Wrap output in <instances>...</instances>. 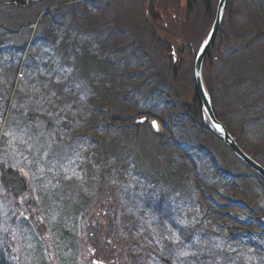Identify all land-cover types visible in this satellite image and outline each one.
I'll return each instance as SVG.
<instances>
[{"label": "rangeland", "instance_id": "374dc122", "mask_svg": "<svg viewBox=\"0 0 264 264\" xmlns=\"http://www.w3.org/2000/svg\"><path fill=\"white\" fill-rule=\"evenodd\" d=\"M29 1L0 0V264H264V181L195 77L219 0ZM227 5L202 84L263 168L264 0Z\"/></svg>", "mask_w": 264, "mask_h": 264}, {"label": "water", "instance_id": "95a60500", "mask_svg": "<svg viewBox=\"0 0 264 264\" xmlns=\"http://www.w3.org/2000/svg\"><path fill=\"white\" fill-rule=\"evenodd\" d=\"M226 1L227 0H221L218 6V10H217V14H216V20L214 22V25L207 37V47L204 48L203 50V54L201 55V52L199 51V54L197 56V60H196V68H195V73H199V76H196V79L199 83V90H200V94H201V98H202V104H203V111L205 114L206 119L208 120V123L212 129V131L220 138L222 139V141L232 150V152L238 157L240 158L242 161H244L248 166H250L251 168H253V170L263 179L264 181V168H262L261 166H259L257 163H255L254 161H252V159L250 157H248L245 153L242 152V150L238 147V145L236 144V142L234 141V139L231 137V135L227 132V129L225 128V126L219 122L217 120V118L215 117L211 105H210V100L209 98L206 96L205 91H204V86H203V80L201 77V69H202V63L204 61V58L208 52V49L210 47V44L212 42V40L214 39V37L216 36L219 28H220V24L222 22V18H223V12L225 9V5H226ZM222 9V12H221ZM205 40V41H206ZM204 41V42H205ZM203 42V44H204ZM202 44V45H203ZM201 49V48H200ZM219 125L223 130H218L216 125Z\"/></svg>", "mask_w": 264, "mask_h": 264}, {"label": "snow or ice", "instance_id": "6c2138e0", "mask_svg": "<svg viewBox=\"0 0 264 264\" xmlns=\"http://www.w3.org/2000/svg\"><path fill=\"white\" fill-rule=\"evenodd\" d=\"M221 12H222V9H221ZM207 43H208V41L206 40L204 42V44L201 46V49H200L201 55L203 54L204 48L207 47ZM61 71H67V72L70 73L72 71V69H61ZM195 75L199 76L200 74L199 73H195ZM44 86L47 87V85H44ZM77 87H79V85H77ZM52 95H55V93H52ZM37 103H39V101ZM16 107H17L16 104H12V108L15 109ZM2 122H3V117H2V113H0V123H2ZM57 122H59V118H57ZM140 123H144V121H140ZM152 126L153 127H158L156 125L155 121L152 122ZM216 127H217L218 130H223L218 124L216 125ZM4 136L7 138V141L9 143V145L14 144L17 140H19V142L21 144L25 143V141L23 140L22 136H19L16 133V131H14V130H6L5 133H4ZM24 159H27V158H24ZM28 163L30 165L31 161H29ZM18 171L20 173H23V175H25V176L28 175V172H26L24 170V167H20L18 169ZM40 171L42 172L43 169H40ZM73 174L77 175V176L79 175L78 173L75 172V170H73ZM33 178H35V174H33ZM17 179H19L18 176H10L9 174L5 173V171L3 169L2 162H0V186H3L5 188V191H7V186L9 184H14ZM21 202L22 203H24V202L31 203V198L28 197V196H22ZM25 219H27V217H25ZM5 231H7V229H5ZM13 238H15V237H13ZM177 245H178V247H175ZM190 246H192L191 242H189V241L181 242L178 237H175L172 240V246H169V252H170V254L176 255L177 258H188L191 255V258L195 259L196 256H197L196 253H191L190 254L187 251H182L181 250L184 247H190ZM93 264H98V262L93 261ZM182 264H184V262H182Z\"/></svg>", "mask_w": 264, "mask_h": 264}, {"label": "trees", "instance_id": "16d2710c", "mask_svg": "<svg viewBox=\"0 0 264 264\" xmlns=\"http://www.w3.org/2000/svg\"><path fill=\"white\" fill-rule=\"evenodd\" d=\"M209 1H210V0H205L204 2H207V4H208V3H210ZM208 8H209V7H207V9H208ZM30 113H31V112L29 111V115L26 114V118H28V119L30 118V116H31ZM10 114H11V113H10ZM0 127H1V125H0ZM50 131H51V132H54V133H58V131H57V129H56V126H54L53 124H50ZM162 138H163V135H159V138H158V139H159L160 141H163V142H164L165 140L162 139ZM173 184H174V183H173ZM174 185H176V184H174ZM179 185H180V184H178V185H176V186H179ZM88 208H90V205H89L86 209H88ZM84 211H85V210H84ZM88 211H89V209H88ZM151 211H153V210H151ZM85 212H86V211H85ZM153 212H155V211H153ZM81 214H84V213L82 212ZM112 219H113V221H114V216H112ZM114 222L116 223V221H114ZM69 243L72 244L73 242H69ZM256 256L262 258L260 255H256Z\"/></svg>", "mask_w": 264, "mask_h": 264}, {"label": "bare ground", "instance_id": "6f19581e", "mask_svg": "<svg viewBox=\"0 0 264 264\" xmlns=\"http://www.w3.org/2000/svg\"><path fill=\"white\" fill-rule=\"evenodd\" d=\"M205 1V0H202V2ZM150 214L153 216L154 215V212L153 211H150Z\"/></svg>", "mask_w": 264, "mask_h": 264}]
</instances>
